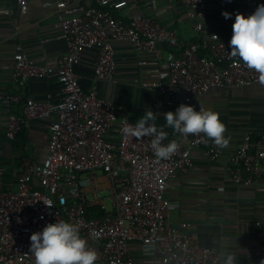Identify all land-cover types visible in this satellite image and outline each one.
Masks as SVG:
<instances>
[{"label":"built area","instance_id":"built-area-1","mask_svg":"<svg viewBox=\"0 0 264 264\" xmlns=\"http://www.w3.org/2000/svg\"><path fill=\"white\" fill-rule=\"evenodd\" d=\"M9 1V0H7ZM46 0L55 17L66 51L57 58V71L30 60L20 47L13 56L11 79L24 86L31 78L58 77L59 92L45 103L4 95L0 104L8 113L5 137L13 141L25 123L40 120L48 129L47 154L41 164L24 160L15 181L4 182L0 171V264H34L30 236L48 223L66 221L76 225L86 245L97 253L101 264H133L129 246L133 242L152 247L159 264H217L218 253L199 243L195 234L181 231L169 223L170 202L167 184L177 172L187 173L196 157L215 161L225 148L216 146L203 133L184 137L174 131L179 147L167 160L157 159L151 148L152 137L136 139L125 129L134 124L108 99L79 84L75 66L82 53L97 48L94 66L96 80L111 81L116 70L113 41H127L137 51L151 53L158 44L167 47V79L141 83V86L166 95L173 112L181 105L201 106L195 97L213 88L250 87L260 81L259 74L240 60L231 58L228 43L232 26L224 36L203 34L207 0H181L196 38L179 41L153 18L137 15L129 22L113 14L111 0ZM29 0H16L25 13ZM264 0H244L243 15L248 16ZM179 91L186 92L183 98ZM14 105L21 114L11 113ZM202 109V108H201ZM117 125L118 139L108 140ZM236 186H250L264 173V135L246 132L226 169ZM101 193L111 204L107 210ZM98 207L105 216L92 218L87 210ZM264 244V231L260 235ZM260 250L249 252L246 264H260Z\"/></svg>","mask_w":264,"mask_h":264},{"label":"crops","instance_id":"crops-1","mask_svg":"<svg viewBox=\"0 0 264 264\" xmlns=\"http://www.w3.org/2000/svg\"><path fill=\"white\" fill-rule=\"evenodd\" d=\"M113 14L129 22L137 15L153 18L167 30L174 31L179 41L191 42L197 34L181 0H111ZM244 0H207L203 34L224 36L234 22L235 14L243 15ZM88 0H81L83 7ZM222 12L232 14L225 19ZM116 70L111 81L96 80L94 66L97 48H87L75 66L79 84L84 90H94L100 99L111 100L129 119L137 121L148 109L157 114L156 124L164 127L163 115L173 112L169 98L141 83L167 79V47L158 44L151 53L137 51L127 41H113ZM20 47L22 52L37 64L56 73L57 58L65 53L66 46L55 17L54 8L46 0H29L23 13L16 0H0V97L19 95L23 99L45 103L59 92L58 77L31 78L24 86L11 79L13 56ZM186 92L179 91L183 98ZM202 109L218 113L230 137L229 145L215 161L196 157L187 173L177 172L168 181L166 198L170 202L169 223L180 228L190 224L183 232L197 235L199 243L236 255L235 264H246L250 251L260 250L264 264V244L260 239L264 231V173L250 186H236L226 169L246 132L258 137L264 135V85L250 87L213 88L205 95L195 97ZM11 113L21 114V106L14 105ZM8 113L0 104V171L4 182H14L22 162L26 159L39 165L45 159L48 146L46 122L33 120L23 125L13 141L5 137ZM169 137L174 131L164 128ZM118 139L117 125L108 133V140ZM98 208L92 207L91 209ZM107 208V207H106ZM107 210H110L107 208ZM86 245L92 244L88 239ZM133 264H159L148 244L133 242L129 246ZM219 262V260H218ZM101 264V263H97ZM218 264V263H217Z\"/></svg>","mask_w":264,"mask_h":264},{"label":"clouds","instance_id":"clouds-1","mask_svg":"<svg viewBox=\"0 0 264 264\" xmlns=\"http://www.w3.org/2000/svg\"><path fill=\"white\" fill-rule=\"evenodd\" d=\"M222 15L226 20L232 18L228 12H222ZM201 26L204 27L203 23ZM228 47L231 58L242 61L264 82V3L248 16L235 14ZM156 119L157 114L148 109L134 124H128L125 131L136 139L152 137L151 148L157 159H169L179 147L175 140L166 145L162 143L168 139L164 128L177 131L184 137L203 133L220 148L229 145L226 127L218 113L211 109L199 108L197 111L181 104L174 112L164 113V127L157 126ZM86 243L76 225L56 220L30 236L29 251L35 257L34 264H95L97 253L88 249ZM235 260L236 255L230 251L219 253L218 264H235Z\"/></svg>","mask_w":264,"mask_h":264},{"label":"trees","instance_id":"trees-1","mask_svg":"<svg viewBox=\"0 0 264 264\" xmlns=\"http://www.w3.org/2000/svg\"><path fill=\"white\" fill-rule=\"evenodd\" d=\"M105 212L100 208L88 209L87 216L92 218H99L105 216Z\"/></svg>","mask_w":264,"mask_h":264},{"label":"rangeland","instance_id":"rangeland-1","mask_svg":"<svg viewBox=\"0 0 264 264\" xmlns=\"http://www.w3.org/2000/svg\"><path fill=\"white\" fill-rule=\"evenodd\" d=\"M100 196L104 198L103 201H104V203H105V206H106L108 209H110L111 204H110L109 199H108V194H107V193H101Z\"/></svg>","mask_w":264,"mask_h":264}]
</instances>
